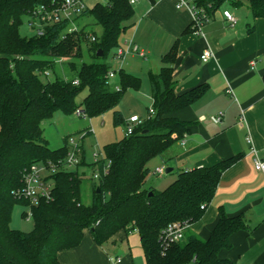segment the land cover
Segmentation results:
<instances>
[{
	"label": "trees",
	"instance_id": "16d2710c",
	"mask_svg": "<svg viewBox=\"0 0 264 264\" xmlns=\"http://www.w3.org/2000/svg\"><path fill=\"white\" fill-rule=\"evenodd\" d=\"M63 1L0 0V264H62L57 253L78 247L85 232L103 248L119 231L137 232L145 264H239L221 259L219 253L231 248L232 234L250 231L242 216L228 217L220 212L206 240L188 229L181 241L167 247L160 239L168 225L182 223L188 227L202 217L221 175L238 156L212 166L180 171L163 190L145 187L150 174L148 163L181 143L193 125L179 120L176 114L208 91V85L203 83L183 94L175 93L177 42L161 56L159 72L148 76L154 114L149 117L148 109L147 118L132 135L104 146V158L97 163L87 165L80 146L78 166L97 168L100 174L109 166L99 180H91V201L83 202L84 178L78 166L70 170L65 165L68 137L63 139L62 147L50 149L43 138L42 123L55 112L70 115L80 110L89 119L112 111L113 125L123 124L124 116L116 108L127 90L140 88L141 80L119 69L116 84L108 90V73L112 70L106 58L122 47L121 36L135 25V10L129 0H109L105 5L85 8L76 18L92 16L101 29L99 35L85 28L69 31L67 20L43 26L41 35H21L24 17L30 18V24L38 9L53 11ZM244 2L252 21L264 19V0H192L195 17L201 22L211 20L226 5L239 8ZM253 29L249 23L247 33ZM82 43L93 60L82 61L77 69L71 60H82ZM98 50L103 52L102 57L96 56ZM60 60L68 61V70L75 71L73 79L55 75ZM46 73L54 74V80L42 81L49 76ZM83 90L87 94L81 109L76 98ZM41 162L55 166L49 175L51 198L31 203L23 195L24 176ZM15 204L31 207L32 232L10 228Z\"/></svg>",
	"mask_w": 264,
	"mask_h": 264
},
{
	"label": "crops",
	"instance_id": "0c3cea01",
	"mask_svg": "<svg viewBox=\"0 0 264 264\" xmlns=\"http://www.w3.org/2000/svg\"><path fill=\"white\" fill-rule=\"evenodd\" d=\"M108 1L84 0V5L91 9ZM175 3L176 0H154L152 4L148 0H136L132 4L135 25L123 33L120 44L125 50L124 57L131 54V58L143 63L138 64L139 74L133 62L126 63L127 71L124 67L120 69L141 76L149 84V74L159 72L161 56L177 42V60L173 67L177 82L175 93L183 94L203 83L208 85V91L199 101L176 114L179 120L193 125L181 143L173 145L159 158L163 163L180 160L184 162L183 170H191L239 157L221 175L202 217L187 229L206 240L220 212L228 217L242 216L250 231L232 234L231 248L220 251L219 257L239 264H264V174L255 171L254 155L246 142L249 137L257 157H264V19L252 21L245 2L239 8L226 5L211 20L203 22L196 34L193 15L188 10L176 9ZM223 11L236 18L235 25L226 22ZM249 23L254 26L251 33H247ZM188 28L190 31L186 32ZM206 50L213 57L202 62L200 56ZM142 69L147 71L146 77ZM218 113L223 114L220 123L208 120ZM121 234L120 241L127 242L129 235L136 234L133 242L138 245L137 255L142 256L145 264L137 232L122 231ZM111 240L116 242L115 236ZM113 253L120 260L116 264H135L131 250L128 255ZM57 259L62 264H115L111 262L110 251L104 246L98 247L89 232L84 233L78 247L58 252Z\"/></svg>",
	"mask_w": 264,
	"mask_h": 264
},
{
	"label": "rangeland",
	"instance_id": "374dc122",
	"mask_svg": "<svg viewBox=\"0 0 264 264\" xmlns=\"http://www.w3.org/2000/svg\"><path fill=\"white\" fill-rule=\"evenodd\" d=\"M30 18L24 17L23 25L20 28V33L23 37L33 36L35 31L29 25ZM85 26V27H83ZM85 28L87 31L100 34L101 29L94 23V19L90 15L72 19V25L69 28L76 30ZM81 49L83 52L82 60L72 59L71 62L75 63L77 69L79 68L82 61L89 62L93 59L90 58L87 53V46L85 43L81 44ZM114 53H110L106 58V63L110 66L111 70L115 72L116 77L110 81V86L108 90H112L113 86L117 82V73L120 68L124 67L126 69V63H135L137 74L141 72L142 61L135 58H131L132 55H126L122 59H116L113 57ZM100 61L99 59H97ZM58 62V61H57ZM68 61L57 63L55 67L56 76H65L67 79H73L76 76L75 71L71 72L68 70ZM143 73L145 69H142ZM147 71H145L146 77ZM54 74H50L47 79L42 78V81H52L55 78ZM138 76V75H137ZM141 80V86L138 90H127L124 96L117 106V110L124 116V122L121 126L113 125L112 111H108L103 115L96 118H83L79 117L76 113L65 115L62 112H55L50 120L44 121L42 123V134L43 138L48 144V147L52 150L58 149L63 146V139L68 137V139H74L79 142L82 147V151L85 156V161L87 165H90L94 160L101 161L104 158L103 147L111 143L117 142L124 137V131L126 127V120L132 116H137L141 120L147 118V110L152 109V100L150 96V86L146 79L142 80L141 76H138ZM144 77V78H145ZM87 91L83 90L76 98V104L82 109V103ZM92 127L93 131L90 129ZM89 128V130H87ZM92 132V133H90ZM81 156V155H80ZM165 170L166 168H172L169 174H157V170ZM76 167H70V170H75ZM148 168L150 169V174L148 175L145 183L146 188H153L155 190H163L166 188L171 181H173L178 173V171H183L185 169L184 162L174 160L161 162L159 157L154 158L148 163ZM39 175L44 180L47 179L49 185L52 181L49 178V172L44 163L38 164ZM78 173L84 178L83 184V202L89 204L91 201V189L94 182L91 181L94 170L90 166H78ZM96 184V183H95ZM31 207L29 205L15 204L12 209L10 228L13 230L20 231L22 233H29L33 231V220L30 216ZM24 215V216H23ZM26 215V216H25ZM29 215V217H27ZM119 231L115 235L116 242L112 240L104 244V249L110 251V259L114 258V251L121 255H128L131 253L135 258V264H143L142 256L137 255L138 245H134V239L136 234H131L128 237V242L126 240H121L123 234ZM134 245V246H133ZM140 247V246H139ZM140 249V248H139Z\"/></svg>",
	"mask_w": 264,
	"mask_h": 264
},
{
	"label": "built area",
	"instance_id": "2783aa9c",
	"mask_svg": "<svg viewBox=\"0 0 264 264\" xmlns=\"http://www.w3.org/2000/svg\"><path fill=\"white\" fill-rule=\"evenodd\" d=\"M131 4L136 2V0H129ZM176 9H185L188 10L192 15H193V22H194V29L195 33L199 34V27L203 23L198 20V18L195 17V8L192 3V0H176L175 3ZM85 10V5H84V0H64L62 5L53 10V11H48L45 9H38L34 13V18H32L31 23L29 24L31 28L34 29L35 34L41 35L43 32V26L48 25L49 23H54V22H59V21H64L67 20L70 22V26L72 25V19H75L77 16H79L82 11ZM223 18L226 20V22L233 26L236 24V18L228 11H223L222 12ZM69 31H76V29L69 28ZM91 40L94 41L95 38L91 37ZM125 55V50L120 47L117 48L114 51L113 57L116 59H121ZM142 56V55H141ZM213 57V54L210 50H206L203 52V54L200 56V59L202 62L208 61L210 58ZM58 61L57 63H60ZM49 73H46L45 76H48ZM116 77L115 72L111 71L108 73V78L109 79H114ZM74 84L77 85L78 81L75 80ZM115 90H118V87H115ZM76 114L79 117L84 118V114L78 110ZM154 114L153 109L149 110V117ZM148 117V118H149ZM223 117L222 113H218L217 115L210 116L208 120L212 122L213 124H218L221 122ZM205 118L202 117V120ZM143 120L138 118L137 116H132L126 121V127L124 131V136L128 137L133 134V131L136 127L141 125ZM246 142L250 146V152H252L253 156V167L255 171L260 172L264 174V157L259 158L256 155L255 149L253 147L252 141L249 137H246ZM68 146L69 150L66 156V161L65 165L67 168L70 167H77L80 163V155H81V148L79 145L78 141H75L74 139H68ZM98 160H94L93 163H97ZM46 168L49 172V175L55 171V166L52 164H47ZM109 166H105L103 168L102 173L98 171L97 168L94 169V174L92 179L93 180H99L103 175L107 173ZM157 174H163L164 169H158ZM51 188L52 184L49 185L47 182V179H42L39 175V169L38 165H33L29 171L25 174L24 176V189H23V195L25 198L29 199L31 203H37L38 200H48L51 198ZM203 209V207H201ZM31 216V212H30ZM29 217V215H27ZM187 229V225L182 224V223H173L168 225L160 235V239L162 241V245L164 247L169 246L170 244L174 242L181 241L184 237V232ZM112 263H119L120 260L117 258H112L111 259Z\"/></svg>",
	"mask_w": 264,
	"mask_h": 264
},
{
	"label": "water",
	"instance_id": "95a60500",
	"mask_svg": "<svg viewBox=\"0 0 264 264\" xmlns=\"http://www.w3.org/2000/svg\"><path fill=\"white\" fill-rule=\"evenodd\" d=\"M102 55H103V52L101 51V50H98L97 51V53H96V56L97 57H102ZM172 172V168H166L165 170H164V173L165 174H169V173H171ZM99 190L97 189V192H98Z\"/></svg>",
	"mask_w": 264,
	"mask_h": 264
}]
</instances>
